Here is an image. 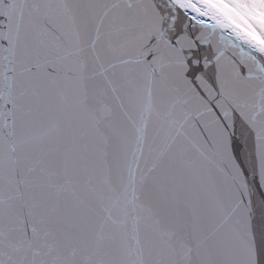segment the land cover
<instances>
[{
  "label": "snow or ice",
  "instance_id": "snow-or-ice-1",
  "mask_svg": "<svg viewBox=\"0 0 264 264\" xmlns=\"http://www.w3.org/2000/svg\"><path fill=\"white\" fill-rule=\"evenodd\" d=\"M0 264H264V0H0Z\"/></svg>",
  "mask_w": 264,
  "mask_h": 264
}]
</instances>
